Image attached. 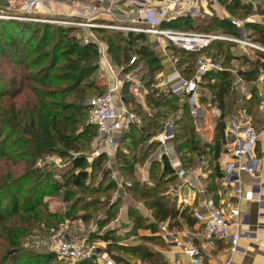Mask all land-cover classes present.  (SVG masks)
<instances>
[{
  "label": "trees",
  "instance_id": "obj_1",
  "mask_svg": "<svg viewBox=\"0 0 264 264\" xmlns=\"http://www.w3.org/2000/svg\"><path fill=\"white\" fill-rule=\"evenodd\" d=\"M221 1L231 16L243 19L251 12L250 5L241 0ZM189 18L178 16L163 21L162 25L175 29L185 26L188 30L198 31V24L185 22ZM38 23L43 22L0 19V60L11 66L6 72L9 75L6 84L2 83L4 71H0V264H60L53 251H38L24 240L35 232H42L44 228L54 229L70 217L67 212L50 210L44 197L65 190L63 198L68 200L67 194L71 193V187L83 189L88 178V172L83 167V152L89 149L97 133L96 126L87 122L85 100L89 92L101 93L105 85L93 75L99 67L95 42H84L61 27H55L56 31H48L47 28H40ZM200 26L208 30L216 27L221 33H238L236 26L222 16H213ZM244 27L252 40L264 45V25L246 22ZM92 31L100 34L108 32L109 37L105 39L106 54L112 64L122 66L123 72L129 71L135 61L145 63L143 83L147 89L145 106L149 111H145L139 102H130L129 98L124 97L125 106L139 116V121L137 124L131 123L120 134L124 138L122 141L130 142L126 143V147L131 157L126 156L119 147L115 151L117 159L128 164H121L130 176L123 183L125 192L141 201L151 211L155 222L165 221L167 226H176L179 225V218H183L192 224L195 219L187 208L178 207L175 199H168L164 195L168 182L174 177L168 158L162 155L158 161L151 162L147 181L135 177L134 165L148 157L154 144L149 139L162 129L169 115L173 121L176 152L186 153L181 157L184 156V164H195L194 152H212L213 158H216L224 138L225 118L232 114L237 102L235 91L230 88L232 74L228 71H208L201 76L199 87L208 90L209 102L218 107L220 114L215 121L213 140L200 143L186 107L187 100L186 104L179 106L176 95L165 94L155 87L156 75L162 70V64L150 46L148 35L132 31L120 33L103 28H92ZM53 33H56L54 37ZM233 46L232 43L215 40L205 52L225 67L231 65L233 60L246 61L249 67H243L239 73L248 83L256 81L259 70L264 69V52L254 51V57L235 55L231 50ZM168 52L182 75H193L194 61L199 52H188L173 46L168 47ZM127 84L128 81H125L122 85L124 93ZM257 102L256 90L253 88L250 96H242L236 107L251 113ZM131 103H134L135 108L130 107ZM178 109L180 115L176 117ZM205 147L209 148L206 150ZM49 155L66 158L68 167L58 170L56 167L59 165L53 163V169H50L49 165H45ZM103 155L94 157L92 165L100 163ZM38 161L41 164L38 165ZM155 166L159 167L157 174ZM214 171L219 176L217 165ZM29 181L31 184L26 185ZM100 187L101 183L97 184L98 191ZM115 187L114 181H110L102 191L115 190ZM214 187L212 184L207 186L208 190ZM210 199L216 203L214 196ZM114 205L112 203L105 207L108 214L98 221L100 227L114 217L110 212ZM87 206V203H83L81 208ZM140 216L134 217L135 227H149L154 231L156 223H148ZM142 238L144 242L153 239L145 235ZM102 239L106 242L103 251L115 261L125 263L121 254L110 252L109 239ZM118 248L147 264H166L162 255L146 243L118 245ZM77 262L97 264L93 259Z\"/></svg>",
  "mask_w": 264,
  "mask_h": 264
},
{
  "label": "built area",
  "instance_id": "obj_2",
  "mask_svg": "<svg viewBox=\"0 0 264 264\" xmlns=\"http://www.w3.org/2000/svg\"><path fill=\"white\" fill-rule=\"evenodd\" d=\"M49 0H12L7 5L0 7V19L35 21L41 22L44 17L38 16L39 11ZM206 0H100L87 9L89 14H105L123 19L116 23L115 21L95 23L89 20L79 21L84 27H105L115 30H125L141 32L154 36V44L163 52L173 46L188 52H199L194 61V72L190 77L182 75L171 60L172 69L163 75L158 84L163 90L171 95L181 93L187 97L189 105V114L193 118L194 125L198 129L200 118L203 116L202 106L196 97V90L201 76L208 71H228L221 62L212 59L205 52L208 45L215 40H221L232 43L238 48L239 54H245L247 50L251 52H264V45L250 39L244 24L246 22H256L264 25V0H241L250 5L251 12L243 19L235 18L230 14H224L229 21L237 28V34L198 32L193 30H181L169 28L162 25L163 21L175 19L178 16H186L193 13L198 4ZM216 1V0H211ZM121 3H128L131 8L117 14L114 6ZM76 7L83 9L76 2ZM113 19V18H112ZM85 41H88L87 38ZM98 64L103 68L106 78V91L92 95L87 99V122L96 126L99 140L91 154V158L102 154H108L114 151L119 145L121 131L127 129L131 123L138 122L137 115L129 110L123 101L119 105L115 102V94L119 93L122 80L113 70L112 64L106 54L105 47L98 43ZM234 78L231 81L233 86L243 85L239 71L234 69ZM128 75V74H126ZM131 82L133 95H146L147 89L144 86L142 77H127ZM257 80L264 83V69H260ZM244 90V89H242ZM264 95V88L261 90ZM217 116L219 109L215 110ZM224 138L221 145V154L219 166L223 176L231 182H239L242 173L254 174L256 170L257 158L254 149L259 143L264 150V119L258 125H254L249 119L238 121L230 118L227 126L224 128ZM173 138V121L166 119L162 129L153 136L158 142L164 155L169 152V141ZM182 176V172H177ZM195 175V174H194ZM193 174L190 176L195 178ZM240 193V192H239ZM243 198L254 199L251 189L243 191ZM186 202V198L181 199ZM238 215L237 207L225 204L214 205L209 199L207 201V216L203 219V234L207 238L224 239L228 242V248L231 254L237 251L239 232L236 228L235 218ZM162 231H166L164 223H161ZM38 241H34L37 243ZM183 253L188 257L191 264H204L203 252L200 246L187 243L183 239L174 238ZM97 241L83 239L76 242L67 235L60 233L56 240L50 244L51 251L60 259L77 262L82 259H93L96 263L115 264L114 261L102 253L98 247ZM222 264H228L226 260Z\"/></svg>",
  "mask_w": 264,
  "mask_h": 264
},
{
  "label": "crops",
  "instance_id": "obj_3",
  "mask_svg": "<svg viewBox=\"0 0 264 264\" xmlns=\"http://www.w3.org/2000/svg\"><path fill=\"white\" fill-rule=\"evenodd\" d=\"M3 3H0V7L7 5L12 0H2ZM76 2L84 8L80 9L76 7ZM100 2V0H49L46 5L39 11L40 17H57L56 19H74L73 21H84L89 20L95 23L109 22L110 20L115 21L116 23L123 20L120 17H112L105 14H89L87 9L93 4ZM131 8V5L128 3H121L114 6V11L117 14H120L122 11L128 10ZM225 15L228 13H224ZM113 18V19H112ZM80 19V20H75ZM82 31L91 30V28L82 27ZM152 37V35L150 36ZM154 41V37L153 40ZM105 47V46H104ZM233 46L231 48L232 52L235 55H241L233 51ZM154 50L156 55L160 59L162 64V70L156 75V84L155 87H158L163 93L171 95L163 90V87H159L158 84L162 80L164 74L168 73L172 69L170 63L171 60L175 61L172 56H170L168 50L163 52L154 44ZM237 60L231 61L229 67L230 73L232 74V79L234 78V73L231 71L242 70L243 67L235 68ZM175 65V64H174ZM131 73H129L130 75ZM132 76H137L136 74H131ZM240 75V73H239ZM241 76V75H240ZM135 78V77H134ZM242 78V76H241ZM243 85L233 86L230 84L231 90L235 91L236 104L240 102V98L245 96L246 98L250 96L251 89L255 88L258 102L251 110V113L245 111L244 108L237 109L236 104L233 108L232 114H229L225 118V126L229 122L230 118L236 119L238 121H244L249 119L254 125H258L262 119H264V95H262V88H264V83H261L259 80L254 82H246L243 78ZM200 83V82H199ZM196 90V97L199 104H202V100L206 102L209 110L203 111V116L200 118V125L196 129L193 118V128L196 135V138L200 141V134L204 131V124L206 122L207 116L209 113L212 116V125H215V119L217 114L215 110L218 109L214 104L209 102L210 93L206 88L199 87ZM244 89V90H242ZM177 96L179 106L184 105L187 97L181 93L175 94ZM135 97L137 95H134ZM140 97L139 103L145 104V95L137 96ZM136 97V98H137ZM187 103V104H186ZM186 107L189 111L188 102H186ZM180 115V109H178L176 117ZM138 118V116H137ZM139 119V118H138ZM139 121V120H138ZM208 121V120H207ZM206 129V128H205ZM125 130V129H123ZM122 130V131H123ZM121 131V132H122ZM225 131V130H224ZM199 136V137H198ZM153 138V137H152ZM155 139L149 140L152 141ZM153 142V141H152ZM211 142L210 136L200 141ZM169 152L165 155L168 158V161L173 169V179L168 182L166 190L164 191L165 197L168 199H175L176 205L178 207H186L187 211L190 213L195 220L192 224H189L184 221L183 218H179V225L176 226H167V222H155L151 215V211L139 201L129 203L127 205L134 206L142 216H147L146 211H149V218L146 222L151 223L155 222L157 226H160L161 223H164L166 231L151 230L149 227H144L142 235L145 236H159L157 241H138L135 243H146L150 248L159 252L166 264H191L188 257L183 253L182 249L175 244L174 238L183 239L187 243H192L201 247L204 257V264H222L228 260V264H264V150H262L261 144H257L254 149L255 157L257 158L256 170L254 174L242 173L240 175L239 182H231L229 179L225 178L220 170L219 162L223 158L221 154V149L216 158H213L212 152L204 154H199L198 152L193 153V158L195 162L194 167L187 166L182 161L179 160L178 153L176 152L175 146L173 144V138L169 141ZM157 147L156 151L152 155H148L143 164H140L142 175L138 176L137 179L140 181H147L149 176V167L152 161H158L162 155H164L162 149L160 148L158 142L155 141ZM119 148L123 149V141L119 142ZM209 147H205L207 150ZM117 149V148H116ZM110 151L108 154H115V151ZM205 150V151H206ZM210 153V154H209ZM183 155V153H179ZM208 157V159L206 158ZM184 161V160H183ZM213 162V166L217 165L219 176L213 175L215 187L212 189L207 188V184L203 183L204 176L206 173H203L201 163ZM137 164V163H136ZM139 164V163H138ZM210 169V168H209ZM208 169V170H209ZM181 171L182 176H179L177 172ZM191 174H195V178L192 179ZM251 189L254 194V199H245L243 198V191ZM240 192V193H239ZM126 194V193H125ZM214 196L216 203L218 205L230 204L238 209V215L235 218L237 223L236 228L239 232V240L237 251L233 254L230 253L228 248V242L224 239L218 238H207L203 234V219L207 216V201ZM182 198H186V202H182ZM126 205V206H127ZM139 214V215H140ZM67 236L73 237L70 238L76 242H81L83 239L93 240L88 235L84 234L82 236H72L68 234ZM75 237V238H74ZM99 248L100 244L103 242L97 241ZM133 244V243H132ZM102 253L107 255L103 249L100 250ZM124 259V262H115V264H147L136 256L133 255H121ZM97 264H102L99 261Z\"/></svg>",
  "mask_w": 264,
  "mask_h": 264
},
{
  "label": "rangeland",
  "instance_id": "obj_4",
  "mask_svg": "<svg viewBox=\"0 0 264 264\" xmlns=\"http://www.w3.org/2000/svg\"><path fill=\"white\" fill-rule=\"evenodd\" d=\"M0 3H3V1L0 0ZM224 13H228V12L222 6L221 0H216L214 2L211 0H206V2L205 1L200 2L198 6L194 9L192 14L186 15L190 18L189 20L186 19L185 22L190 21L194 24H198L199 26L196 29L198 30V32L216 31L213 33H221L219 32L220 30L217 29L216 27L210 28V30H208L204 26H200V25L204 24L211 17L222 16L224 15ZM38 16H41L40 13L38 14ZM56 18L46 17L45 20L41 21L43 23H38V25L40 28L41 27L47 28L48 31H56L55 27H61L62 29H64V31H67V33L74 34L75 36L81 38L84 42H87L85 41L86 38L88 41L91 40L95 42L97 49H98V43L102 44L103 46L106 45L105 39L109 37V34H107L108 32H105L102 34L97 33L95 31H92V28H103V29H108L111 31H119L120 33L125 32V30H115V29L105 28V27H87V28H91V30L82 31L80 30V28L84 26L79 24L78 23L79 21L75 22L73 21L74 19L69 20V19H61V18L56 19ZM235 18H241V17L236 16ZM75 20H80V19H75ZM179 29L188 30L185 26L179 27ZM246 31L249 32L247 29ZM55 34L56 33H53L52 37H54ZM150 36L151 35H148L147 38L150 40V46L153 48L154 41L152 40L154 36L152 37ZM233 51L237 52L238 48L234 47ZM244 55L246 57L247 56L254 57V53L251 52V50L249 49ZM9 66L10 65H8L6 62H3L2 60H0V71H4V79L2 82L3 84H6V81L9 77V75L6 73L8 71ZM246 66L249 67L246 61L245 62L244 60L236 61L235 68L246 67ZM121 67H122L121 65L112 64L113 70L118 74L117 77H119V79L122 80L119 93H116L114 95L115 102L119 105L121 101L124 102V97L125 98L127 97L129 98L130 102L131 100H133V102L137 103L139 102L138 98L140 99V97H137L138 96L137 95L136 96L137 98H136L133 95L132 90H131L132 89L131 82L128 81V84L126 85L125 93L123 91L122 85L124 84L125 81H127L126 80L127 77H130L131 74H136L137 76H132L135 78L136 77L144 78V75L146 72L145 63L143 61H135L131 69L126 72H123V69H121ZM129 73L131 74L129 75ZM93 75L97 76V79L100 81V83L105 84L100 92L102 93L106 91V87H107L106 78L104 76L103 68L99 66ZM97 93L99 92L98 91L89 92L88 95L86 96L87 98L85 101L87 102V99L89 97ZM129 105L130 107L135 108L134 103H131ZM140 105L141 107L144 108L145 111H149L148 107H146L145 104H140ZM201 106L204 112L209 110L206 102H202ZM210 115L211 114L209 113V115L207 116L208 121L206 120V122L208 123L204 124V127L206 129L204 128L203 129L204 131L200 134V138H199L200 141H203L205 138L207 139L208 136H210L211 140H213L212 137L215 131H214V126L212 125L213 122L211 121L212 116ZM169 116L168 118H170ZM86 118H87V115H86ZM165 121L166 119L164 120V122ZM99 138H100L99 135L96 133V135L92 138L89 149L83 152L85 155V163L83 167L88 172V178L85 180L83 189L71 187L70 188L71 193L67 194V197H69L68 200H64L63 198L65 196L64 194L65 190H59L56 193H53L51 195L44 197V199L47 201V204L50 210L56 211L59 213L67 212L69 213L70 217L65 218L63 222L58 224V226L54 229L44 228L42 232H35L31 236H27L24 241L30 243L29 246L34 247L38 251L44 252L47 250H51L50 244L53 243L54 240H56V238L58 237L60 233L65 234V235L70 234L72 236L73 235L82 236L86 234L89 237H91V239H93L94 241L103 242L100 244V248H99L100 250L106 247V242L102 238H107L109 239V243H110L109 250L111 253L116 254V255H119V254L130 255L129 253L120 251L118 248V245H126V244H132L138 241H145L144 238H142L143 237L142 232L144 231V228L143 227L136 228L134 224V217L136 215H139L140 212L137 209H135L134 206L127 205L129 203H133L139 200L132 197L130 194L126 193L123 188V183L127 182L130 179V176L126 174V171L124 170L126 168L123 166L121 167V164L126 165V166L128 164L122 161L121 159L119 161V159H117L115 154H104V155L102 154L103 157L100 163L92 165L93 158H91V154L94 151L96 147V142H98ZM123 139H124L123 137L119 138V140L121 141ZM151 139L153 138L151 137L149 140ZM152 141L154 144L151 145L152 147L150 148L148 155H151L152 153L154 154V152L157 149L155 145V140H152ZM126 143H130L129 140L123 141L124 154L128 157H131V153L127 149ZM173 144L175 146L174 142ZM202 154L205 155L204 152ZM183 155H186V153L185 154L183 153ZM177 157H179V160L183 162L184 156L183 158H181L182 155L178 154ZM206 158L208 159L207 156ZM65 159L66 158L61 157V156L49 155L45 159V165L47 166L49 165L48 167L50 169H53L52 165L54 163V165H59V167H56L58 170L65 169L66 167H68V165L65 164V161H66ZM40 162L41 161H38V165L41 164ZM140 164H143V162L142 163L140 162L139 164L137 163L134 165V173H137L138 176L142 175ZM200 165L202 166L201 170L203 171V173H206V175L204 176L205 179H203L204 180L203 183L207 185H211L212 183L214 184L213 175L215 174V171H214L213 162L210 161V162H206L203 164L201 163ZM189 166L194 167L195 165L189 164ZM155 172L156 174L159 173V167L156 168L155 166ZM137 175H135L136 178H137ZM55 177L57 179H60L59 175L55 174ZM110 181H114L115 186H116L115 190L102 191L104 185ZM99 183H101V187L98 191L97 184ZM25 184L29 185L31 184V182L29 181V182H26ZM83 203L84 204L87 203L88 205L84 209L81 208ZM112 203H115V205L113 206L110 212L114 214V217L110 221L106 222L105 225L100 227L98 225V221H102L106 217L108 213L105 211V207ZM212 203L214 205L219 204L218 202L217 203L212 202ZM145 214L147 216H142L140 214L141 215L140 217H142L145 221H147L149 218V211H146ZM161 226L162 224H160V226L156 225L155 230L162 231ZM70 238H73V237H70ZM158 238L159 236H156V235L153 236V239H152L153 242L157 241ZM34 241H38V242L34 243ZM57 259L60 264H80L79 262H72L70 260L60 259L58 257ZM111 259L114 261V263L116 262L114 258H111Z\"/></svg>",
  "mask_w": 264,
  "mask_h": 264
}]
</instances>
